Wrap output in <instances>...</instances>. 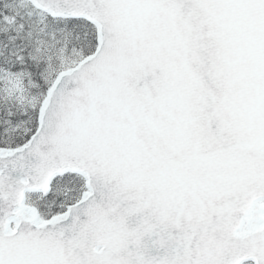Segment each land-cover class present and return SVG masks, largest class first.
<instances>
[{
    "label": "snow or ice",
    "instance_id": "snow-or-ice-1",
    "mask_svg": "<svg viewBox=\"0 0 264 264\" xmlns=\"http://www.w3.org/2000/svg\"><path fill=\"white\" fill-rule=\"evenodd\" d=\"M0 264H264V0H0Z\"/></svg>",
    "mask_w": 264,
    "mask_h": 264
}]
</instances>
